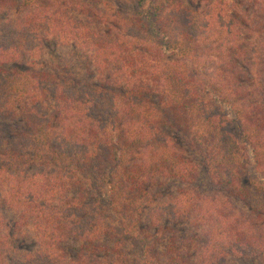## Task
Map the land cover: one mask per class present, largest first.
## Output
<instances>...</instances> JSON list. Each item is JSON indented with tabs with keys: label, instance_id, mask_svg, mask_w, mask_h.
Wrapping results in <instances>:
<instances>
[{
	"label": "trees",
	"instance_id": "1",
	"mask_svg": "<svg viewBox=\"0 0 264 264\" xmlns=\"http://www.w3.org/2000/svg\"><path fill=\"white\" fill-rule=\"evenodd\" d=\"M0 264H264V0H0Z\"/></svg>",
	"mask_w": 264,
	"mask_h": 264
},
{
	"label": "rangeland",
	"instance_id": "2",
	"mask_svg": "<svg viewBox=\"0 0 264 264\" xmlns=\"http://www.w3.org/2000/svg\"><path fill=\"white\" fill-rule=\"evenodd\" d=\"M48 59H49V58H48L47 56L44 57V61H46V60H48ZM246 177H247V176L244 177L245 180H247ZM250 194H251V195L249 196L250 198H249V200H248V202L250 203L249 205H250V206H255V205H257V206L261 207V205H262V201H261L260 197H258V196H256V195H253V193H251V192H250ZM243 205H244V203H240V204H239L240 207H243ZM6 217H7L8 220H12V215H11V214L6 213ZM31 235H32V234H31ZM31 245H32V244H30V243H26V244H25V247L29 249V248L31 247Z\"/></svg>",
	"mask_w": 264,
	"mask_h": 264
}]
</instances>
